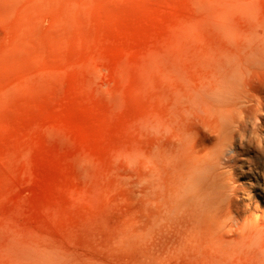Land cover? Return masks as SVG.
Masks as SVG:
<instances>
[{
    "label": "rangeland",
    "instance_id": "rangeland-1",
    "mask_svg": "<svg viewBox=\"0 0 264 264\" xmlns=\"http://www.w3.org/2000/svg\"><path fill=\"white\" fill-rule=\"evenodd\" d=\"M0 264H264V0H0Z\"/></svg>",
    "mask_w": 264,
    "mask_h": 264
},
{
    "label": "bare ground",
    "instance_id": "bare-ground-1",
    "mask_svg": "<svg viewBox=\"0 0 264 264\" xmlns=\"http://www.w3.org/2000/svg\"><path fill=\"white\" fill-rule=\"evenodd\" d=\"M238 92L243 94L241 90ZM238 96L239 95L234 94L232 87L229 85V80H225L222 83H215L214 85L201 90L196 95L197 100L208 104L207 106L210 108L212 113L216 115L217 127L220 131V134H218L220 135V138L217 139L218 141L215 148L217 151V155L215 157H217L218 155H225L224 152L229 151L230 149L227 148H230L234 143L233 129L239 127L237 124L239 122H237V117L235 115L236 109H238L235 105V97L236 100H239V97H241ZM233 147L234 146H232V148ZM209 157L208 155L207 157L205 156V158L207 159ZM205 158H201V162L198 160L197 162L195 161L189 164L184 177V194L185 198L188 200L190 205L193 206L195 211H197V214L199 216L211 217L213 212L214 215L216 214L218 201H222L224 199L225 194L223 193L230 188L231 178H221V176L213 178L212 176H210V173L208 172L209 163H207ZM212 158H210V160H212ZM215 161L216 160L214 159V163ZM210 167L211 169H213L214 165H210ZM215 168L217 171V166ZM217 173L218 172H216V174Z\"/></svg>",
    "mask_w": 264,
    "mask_h": 264
}]
</instances>
